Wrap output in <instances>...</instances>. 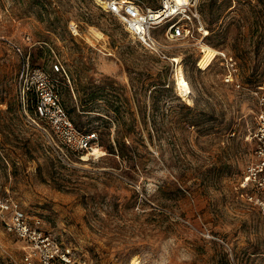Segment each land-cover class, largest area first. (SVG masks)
Wrapping results in <instances>:
<instances>
[{
    "label": "rangeland",
    "instance_id": "obj_1",
    "mask_svg": "<svg viewBox=\"0 0 264 264\" xmlns=\"http://www.w3.org/2000/svg\"><path fill=\"white\" fill-rule=\"evenodd\" d=\"M106 3L0 0V199L86 264H264V214L244 185L264 112V0H199L205 36L169 41L163 23L155 34L179 61ZM34 68L97 131L95 150H71L38 116ZM23 247L0 221V264H24Z\"/></svg>",
    "mask_w": 264,
    "mask_h": 264
},
{
    "label": "built area",
    "instance_id": "obj_2",
    "mask_svg": "<svg viewBox=\"0 0 264 264\" xmlns=\"http://www.w3.org/2000/svg\"><path fill=\"white\" fill-rule=\"evenodd\" d=\"M105 8L120 17L126 30L136 40L171 61H176V57L167 53L165 43L155 34L163 23H167L163 33L169 41L196 37L201 31L206 35L199 0H160L156 7L147 5L143 0H107ZM71 29L79 32L77 25L71 24ZM54 66L60 69L58 63ZM31 77V83H35L39 90L38 116L48 120L71 150L79 153L95 150L99 139L97 131H82L74 124L62 107L58 92L49 85L51 79L48 74L41 68H34ZM227 80H233V76L230 74ZM255 135V158L247 167L244 185H250L249 198L264 214V112L259 114ZM0 221L7 232L14 233L24 242V264H86L72 244L57 239L43 226L40 218L31 219L14 199H0Z\"/></svg>",
    "mask_w": 264,
    "mask_h": 264
},
{
    "label": "bare ground",
    "instance_id": "obj_3",
    "mask_svg": "<svg viewBox=\"0 0 264 264\" xmlns=\"http://www.w3.org/2000/svg\"><path fill=\"white\" fill-rule=\"evenodd\" d=\"M100 1L103 3L107 2L106 0H100ZM205 33L206 34L208 33L207 28L205 30ZM175 59L179 61L180 58L176 57ZM177 85L179 89L181 90V92L183 93L182 95H184L185 98L191 100L190 94L192 92V89H191V85L188 79L185 77L182 64H178V67H177Z\"/></svg>",
    "mask_w": 264,
    "mask_h": 264
}]
</instances>
